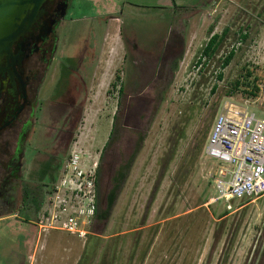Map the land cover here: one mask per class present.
<instances>
[{"label":"rangeland","instance_id":"obj_1","mask_svg":"<svg viewBox=\"0 0 264 264\" xmlns=\"http://www.w3.org/2000/svg\"><path fill=\"white\" fill-rule=\"evenodd\" d=\"M225 30L215 55L204 57L211 37ZM58 38L55 73L40 103L56 91L61 65L77 64L88 38L101 47L67 162L76 159L73 176L95 169L98 211L107 217L84 228L85 238L54 218L42 222L43 210L27 224L18 213L20 193V205L0 215V264H264V196L232 201V209L212 202L228 165L205 154L216 119L229 109L264 120V0H71ZM232 49L236 56L223 68ZM248 71L259 87L255 97L244 84L233 90ZM40 124L22 180L51 184L62 160L37 151L51 140ZM66 189L71 197V185Z\"/></svg>","mask_w":264,"mask_h":264},{"label":"flooded vegetation","instance_id":"obj_2","mask_svg":"<svg viewBox=\"0 0 264 264\" xmlns=\"http://www.w3.org/2000/svg\"><path fill=\"white\" fill-rule=\"evenodd\" d=\"M158 7L165 9V7ZM46 10L48 15L40 21L34 35L28 40V58L24 64L27 97L26 99H19V112L0 132V215H4L10 209L15 210L20 205L22 201L19 203L18 198L20 193L22 194L24 182L44 187L45 198L40 210L43 209L47 196L51 194L68 157H70L72 140L79 130L85 113L86 102L90 101L91 83H88L90 72L93 73L96 63L98 64L101 60V47H92V44L97 45L98 42L88 38L81 48L84 51L80 52L79 56L77 55L78 52L74 56L77 64L61 65L55 79L56 91L52 92L49 101L40 103L44 85L48 80L47 75L50 71L51 74L55 73L53 71V69L55 70L54 62L59 51L58 32L70 13L71 0H50L46 4ZM114 18L116 19V17L111 16V19ZM45 20L51 23L52 30L48 35L42 36L40 27L45 24ZM121 29L122 27H119L120 32ZM102 39H105L104 36ZM120 39L122 40V34ZM123 44L125 45V43ZM83 70L85 74H83ZM118 78L119 76H116V79ZM124 86L122 80L119 86L120 96L124 93ZM4 101L0 102V107L4 106L6 103ZM38 112L39 115H42L41 118L37 117ZM42 119L45 120L42 121ZM39 124L41 130L51 140L46 143L43 150L37 151L43 156L49 155L53 159V163H60L62 160L61 173L51 184L22 180V167L27 145L36 133L35 128ZM114 133L115 124L112 125L108 138H113ZM109 143L110 141H107L104 147L107 148ZM37 215L36 219H38ZM36 221L35 225L37 224Z\"/></svg>","mask_w":264,"mask_h":264},{"label":"built area","instance_id":"obj_3","mask_svg":"<svg viewBox=\"0 0 264 264\" xmlns=\"http://www.w3.org/2000/svg\"><path fill=\"white\" fill-rule=\"evenodd\" d=\"M205 154L222 165H228L220 170L219 178L216 179L219 195L212 199V202L224 200L227 209H232V201L264 196L263 119L257 118L253 113L242 110L233 112L229 109L216 119L205 147ZM78 168L76 159L65 164L53 187V193L47 199L49 206L42 209L44 213L41 215V221L42 217H48L51 222L54 218L63 224L64 229L67 228L79 238H85L84 228L92 226L99 210L97 172L95 169H80L78 174L73 176ZM69 185L72 187L71 197L66 194L68 189L65 190ZM61 193L64 195H60ZM65 213L70 214L62 221ZM39 224L37 222L36 225ZM49 225L51 228V223Z\"/></svg>","mask_w":264,"mask_h":264},{"label":"water","instance_id":"obj_4","mask_svg":"<svg viewBox=\"0 0 264 264\" xmlns=\"http://www.w3.org/2000/svg\"><path fill=\"white\" fill-rule=\"evenodd\" d=\"M48 1L0 0V102L6 99L0 107V132L19 112V99L27 97L24 64L28 40L48 15ZM50 24L45 20L41 25L42 36L51 32Z\"/></svg>","mask_w":264,"mask_h":264},{"label":"trees","instance_id":"obj_5","mask_svg":"<svg viewBox=\"0 0 264 264\" xmlns=\"http://www.w3.org/2000/svg\"><path fill=\"white\" fill-rule=\"evenodd\" d=\"M212 29L209 30V33H212ZM227 30L224 31L223 34L221 35H217L214 34L210 41L207 43L204 51H203V56L204 57H212L215 55L217 48L219 47V45L222 43L224 36L226 35ZM247 34L242 33L241 38L242 40L247 39ZM236 56V51L234 49L231 50V52L227 55V57L224 59L223 61V68H226L230 65V63L232 62V60L235 58ZM201 62V60H200ZM199 62V63H200ZM252 73L250 71L247 72L245 77H241L242 80L244 79L245 81L242 82L241 79L236 80L233 83V90L238 91L240 90V88L242 87V84L246 85V86H250L252 88V91H250V95L251 96H256L257 93L259 92V87H257L255 85L254 82L249 81L248 78L251 79L252 77ZM219 79L223 78V74L220 73V75L218 76ZM118 81H120V79L118 78ZM117 81V82H118ZM117 82L113 83L112 88H117ZM121 93V92H120ZM123 168V167H122ZM53 183V182H52ZM22 202H21V208L19 209L20 214L23 215L24 218V222H26L27 224L32 222V212L35 213V217L37 212L40 210V207L44 201V187L42 185H38V186H34V185H30V184H26V182L23 183V189H22ZM109 201H108V210H111L113 207L112 201L114 199V191L111 193V195L109 196ZM101 217H107V214L104 212L101 213L100 211H98L97 214V218H101Z\"/></svg>","mask_w":264,"mask_h":264},{"label":"crops","instance_id":"obj_6","mask_svg":"<svg viewBox=\"0 0 264 264\" xmlns=\"http://www.w3.org/2000/svg\"><path fill=\"white\" fill-rule=\"evenodd\" d=\"M160 5H164V4L160 3Z\"/></svg>","mask_w":264,"mask_h":264}]
</instances>
